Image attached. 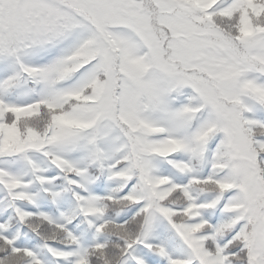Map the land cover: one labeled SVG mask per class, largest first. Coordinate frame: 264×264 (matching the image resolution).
I'll list each match as a JSON object with an SVG mask.
<instances>
[{
	"label": "snow or ice",
	"instance_id": "6c2138e0",
	"mask_svg": "<svg viewBox=\"0 0 264 264\" xmlns=\"http://www.w3.org/2000/svg\"><path fill=\"white\" fill-rule=\"evenodd\" d=\"M0 264H264V0H0Z\"/></svg>",
	"mask_w": 264,
	"mask_h": 264
}]
</instances>
